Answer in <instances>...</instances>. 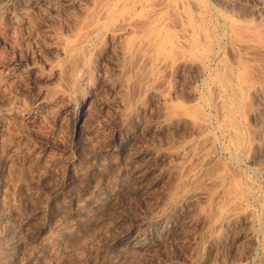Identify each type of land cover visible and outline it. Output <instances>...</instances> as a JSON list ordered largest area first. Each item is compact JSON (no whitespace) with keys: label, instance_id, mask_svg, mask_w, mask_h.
I'll return each instance as SVG.
<instances>
[{"label":"rangeland","instance_id":"374dc122","mask_svg":"<svg viewBox=\"0 0 264 264\" xmlns=\"http://www.w3.org/2000/svg\"><path fill=\"white\" fill-rule=\"evenodd\" d=\"M0 264H264V0H0Z\"/></svg>","mask_w":264,"mask_h":264},{"label":"bare ground","instance_id":"6f19581e","mask_svg":"<svg viewBox=\"0 0 264 264\" xmlns=\"http://www.w3.org/2000/svg\"><path fill=\"white\" fill-rule=\"evenodd\" d=\"M196 123L198 124V125H201V122L200 121H196ZM241 145H238V148L240 149L241 147H240ZM242 147H243V145H242ZM243 149V148H242ZM244 150V149H243ZM191 157H194L197 161H198V164H197V166H195L194 167V169H193V171H191V172H188V174L189 175H186L185 177H184V181L185 182H194V181H197V183H198V180H199V184H200V181H201V183H203V185L204 184H206V183H208L209 181L211 182V178L209 177V178H205V177H203L202 178V180H200V179H198L199 178V172L202 170V168L204 167V165L205 164H207V163H211L212 161H213V155L206 149V147L204 148H202V149H200L199 151H195V152H193V154H191ZM185 164V163H184ZM188 165V164H187ZM185 166V165H184ZM187 167V166H186ZM189 167V166H188ZM190 168H193V167H190ZM210 176H212V175H210ZM201 178V177H200ZM196 183V182H195ZM207 185V184H206ZM201 186V185H200ZM199 191V190H198ZM205 192H207L206 190H205ZM207 193H209V192H207ZM210 195V194H209ZM200 197L203 199V200H206L207 198H208V196H207V194L206 193H201L200 194ZM210 197V196H209ZM220 209H222V208H220ZM217 210V209H216ZM218 211V210H217ZM217 213H219V212H217ZM211 223V222H210ZM211 238V237H210ZM212 239V238H211ZM13 246H14V244H13ZM142 246V245H141ZM10 247H12V244H11V246Z\"/></svg>","mask_w":264,"mask_h":264}]
</instances>
